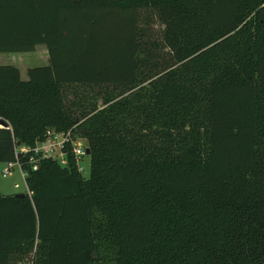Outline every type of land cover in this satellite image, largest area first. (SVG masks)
<instances>
[{
  "label": "trees",
  "instance_id": "16d2710c",
  "mask_svg": "<svg viewBox=\"0 0 264 264\" xmlns=\"http://www.w3.org/2000/svg\"><path fill=\"white\" fill-rule=\"evenodd\" d=\"M40 43L0 64V264H264V0H0V52ZM48 128L88 176L32 168Z\"/></svg>",
  "mask_w": 264,
  "mask_h": 264
},
{
  "label": "rangeland",
  "instance_id": "374dc122",
  "mask_svg": "<svg viewBox=\"0 0 264 264\" xmlns=\"http://www.w3.org/2000/svg\"><path fill=\"white\" fill-rule=\"evenodd\" d=\"M150 25L154 29H158L156 23L152 22ZM48 62V56L44 44H37L33 50L29 51H6L0 52V64L11 63L20 69L21 78L27 79L26 69L28 67L43 65ZM81 144L87 147L85 139H79ZM82 166V174L88 176L89 174V155H84L80 161ZM6 165V162H0V191L4 194L17 193L27 191L25 181L20 173V169L16 164L10 169V172L2 176L1 170ZM31 264V262L25 263Z\"/></svg>",
  "mask_w": 264,
  "mask_h": 264
},
{
  "label": "built area",
  "instance_id": "2783aa9c",
  "mask_svg": "<svg viewBox=\"0 0 264 264\" xmlns=\"http://www.w3.org/2000/svg\"><path fill=\"white\" fill-rule=\"evenodd\" d=\"M80 138L72 139L70 131H55L54 129L48 128L45 131V137L42 140H37L34 145H19L18 151L22 153H29V161L32 162V168L37 167L36 160L39 157H55L61 164H65L67 159V143L71 144V152L76 158L78 168L81 171L82 166L80 161L85 153V147L81 144ZM16 164L20 169V173L23 178L25 172L21 169L18 160L8 161L6 165L2 168V176L7 175L13 165ZM25 264V263H24ZM32 264V263H31Z\"/></svg>",
  "mask_w": 264,
  "mask_h": 264
},
{
  "label": "water",
  "instance_id": "95a60500",
  "mask_svg": "<svg viewBox=\"0 0 264 264\" xmlns=\"http://www.w3.org/2000/svg\"><path fill=\"white\" fill-rule=\"evenodd\" d=\"M0 123H3V121H2V119H0ZM85 153L87 154V155H89V153H90V151H89V147H85ZM24 193L23 192H17V193H15V195H17V196H21V195H23Z\"/></svg>",
  "mask_w": 264,
  "mask_h": 264
},
{
  "label": "crops",
  "instance_id": "0c3cea01",
  "mask_svg": "<svg viewBox=\"0 0 264 264\" xmlns=\"http://www.w3.org/2000/svg\"><path fill=\"white\" fill-rule=\"evenodd\" d=\"M20 76H21V72H20ZM23 177V176H22ZM24 179V178H23Z\"/></svg>",
  "mask_w": 264,
  "mask_h": 264
}]
</instances>
